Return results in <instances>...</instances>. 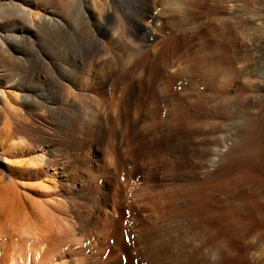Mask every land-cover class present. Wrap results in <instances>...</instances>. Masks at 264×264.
Listing matches in <instances>:
<instances>
[{
    "label": "rangeland",
    "instance_id": "obj_1",
    "mask_svg": "<svg viewBox=\"0 0 264 264\" xmlns=\"http://www.w3.org/2000/svg\"><path fill=\"white\" fill-rule=\"evenodd\" d=\"M138 1L115 2L117 22L130 20L127 32L115 30L116 47L86 31L79 1L65 12L54 7L61 23L18 43L20 138L61 160L46 179L65 188L47 213L61 242L24 264H264V191L251 188L264 183L263 118L236 86L245 70L264 79V36L247 35L242 23L195 0H147L156 19L141 15ZM92 39L107 48L96 52ZM10 68L7 59L2 73ZM44 99L65 114L29 107ZM141 189L153 202L130 207ZM117 204L129 210L103 233ZM125 226L134 236L165 235L164 246L156 239L124 246Z\"/></svg>",
    "mask_w": 264,
    "mask_h": 264
},
{
    "label": "bare ground",
    "instance_id": "obj_2",
    "mask_svg": "<svg viewBox=\"0 0 264 264\" xmlns=\"http://www.w3.org/2000/svg\"><path fill=\"white\" fill-rule=\"evenodd\" d=\"M78 1L84 3V5L80 4L78 12H80V22H82L86 31H88L93 38L107 36L109 37V43L113 47L117 45L114 43L117 38L116 31L118 32V30H120L122 34L127 32L130 26V20L127 16L122 15L123 20L120 19L122 23L119 24L117 22L118 16L113 10L116 0H0V264H24L26 263L24 257L26 258L29 253L32 254L33 260L36 258V255L39 254V251L47 255V253L51 252L52 246L62 240L61 237L63 236V232L60 230L61 228L55 227L54 224L50 222L51 220H49L48 217L50 215H47V213L48 209L52 208L60 191H65V188L61 189L59 188V183L46 179L48 178L46 177V172H50V176H55L59 173V169H62L61 160L57 159L58 157L56 158L55 155L49 154V152L46 153L42 148L23 143L20 138V130H22L21 128L24 123L21 114L22 112L24 113L23 106L25 107V98L21 88V79L17 72L19 70L17 64L19 62L18 55L20 54L18 43L35 31L37 32L44 28L59 25L61 19H59L60 17L55 9L57 8L61 12H65L69 7L71 8V5H75ZM173 1L178 3L179 0ZM206 1L207 0H195L196 7L205 5V8L209 12L222 14V16L225 17L223 19L237 20L238 23H242L246 29L250 31L247 35L251 34L253 37L260 35L264 36V0ZM138 3L142 7L141 15H148L153 19L157 18V15L150 11L147 0H139ZM197 13L199 16L201 15V12ZM131 21L140 25H144L145 23H142L140 18H134ZM92 40L95 42L92 46L96 52H100L107 48V44H100L96 39ZM240 45L246 50L249 46L244 41H242ZM7 59L13 61L15 68H12L14 70L10 68V73L3 74L4 63ZM163 61L164 60L161 62L163 63ZM10 63L12 64V62ZM247 71L245 70V72L236 75V82L238 83V85H236L238 86L237 91L240 92L239 95L245 97V100L247 99L246 101H251L255 115L259 114L260 118H263L264 127V79L261 78L262 76L260 77V75H255ZM221 86H223V84ZM60 90L61 92H68L66 87H62ZM50 102L51 101H48V99H44L29 107H33L34 111H43L47 114L58 109L62 114H65L64 106L55 107L54 105H50ZM28 108L26 106V109ZM240 113L242 114L243 110H241ZM84 124L86 123H84L82 116H79L78 119L76 116L75 126L81 130V132L84 129ZM261 124L260 122V125ZM78 141L81 143L82 140ZM231 144L233 145V143ZM231 144H226V147L227 145L230 147ZM215 145L218 147L219 142L217 141ZM224 145L223 143L222 146ZM77 160L80 159L77 158ZM118 169L113 167L112 172L114 173L117 171L118 173ZM119 174L122 177V169H119ZM30 180L34 182L29 183ZM263 184L264 183L258 180L254 184L255 186L251 188L254 191H258V193H263ZM140 191L139 193H137L138 191L136 193L134 191L135 194L131 196L132 204H129L130 207L133 205L144 206L152 201L151 197H147V194L145 195L143 189ZM31 194L39 197V200L33 199L36 197L32 198L30 196ZM123 205L112 206L111 209H107L109 214H106L101 222L103 233L107 232V227L114 221L115 215L125 213L129 210L128 205V207ZM156 234L152 233V231H148L147 233L134 236L132 235V228L125 226L124 237L122 239L123 245L131 246L133 243L137 242L144 246L156 239L159 242H155L154 244L159 243L160 247L164 246L163 238H165V235L162 238V235L156 237ZM99 238L103 241L104 236L101 235ZM158 248L152 252V255L160 254ZM127 253L126 249H122L120 257L126 256ZM41 264L45 263L42 261Z\"/></svg>",
    "mask_w": 264,
    "mask_h": 264
}]
</instances>
